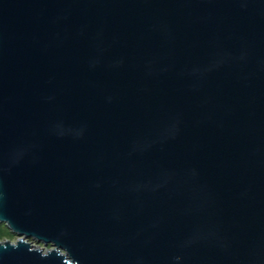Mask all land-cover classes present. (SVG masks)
<instances>
[{
  "label": "water",
  "instance_id": "95a60500",
  "mask_svg": "<svg viewBox=\"0 0 264 264\" xmlns=\"http://www.w3.org/2000/svg\"><path fill=\"white\" fill-rule=\"evenodd\" d=\"M0 264H264V0H0Z\"/></svg>",
  "mask_w": 264,
  "mask_h": 264
},
{
  "label": "rangeland",
  "instance_id": "374dc122",
  "mask_svg": "<svg viewBox=\"0 0 264 264\" xmlns=\"http://www.w3.org/2000/svg\"><path fill=\"white\" fill-rule=\"evenodd\" d=\"M16 237L12 235L4 224H0V242L10 241L14 242Z\"/></svg>",
  "mask_w": 264,
  "mask_h": 264
}]
</instances>
